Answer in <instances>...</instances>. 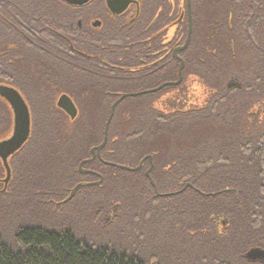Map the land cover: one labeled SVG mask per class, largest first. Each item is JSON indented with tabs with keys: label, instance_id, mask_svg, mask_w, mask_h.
<instances>
[{
	"label": "trees",
	"instance_id": "obj_1",
	"mask_svg": "<svg viewBox=\"0 0 264 264\" xmlns=\"http://www.w3.org/2000/svg\"><path fill=\"white\" fill-rule=\"evenodd\" d=\"M138 1L131 17L86 31L80 11L59 17L39 0H0V86L20 93L31 119L9 171L0 161V264H264L245 259L264 250V0H191L182 84L125 99L102 162L78 168L120 95L178 80L172 49L186 40L187 12L180 0ZM190 78L207 92L202 107L156 108ZM61 95L76 119L56 107ZM12 126L0 98V140ZM147 156L158 192L175 195H156L149 162L134 173L105 164L136 168ZM112 203L122 215L100 228Z\"/></svg>",
	"mask_w": 264,
	"mask_h": 264
},
{
	"label": "water",
	"instance_id": "obj_2",
	"mask_svg": "<svg viewBox=\"0 0 264 264\" xmlns=\"http://www.w3.org/2000/svg\"><path fill=\"white\" fill-rule=\"evenodd\" d=\"M62 1L67 3L70 6L79 7V6H83V5L87 4L91 0H62ZM135 3L136 2L133 0H107L106 6L112 15L120 16L123 13H125L132 4H135ZM186 5H187V19H188L187 37H186L185 43L182 46L176 47L173 50V58L179 62V68H178V73H177L178 80L176 82L164 83L155 89L145 90V91H141V92H137V93H127V94L120 95L119 98L116 101H114V103L111 105L110 113H109V116H108V119L106 121L105 128H104L103 141L100 145L91 149V155H92L91 159L82 161L80 163L79 170L81 173L86 172L82 169L85 164L93 162L95 160V158H98L101 160V151L107 144L109 127H110V124H111L112 119L114 117L116 108L119 104H121L125 99H128V98H134V97H140V96L155 94V93L160 92L161 90H163L166 87H171V86L177 87V86H180L182 84V82H183V70L185 67V63H184L183 59L179 56V53L185 51L187 49V47L189 46V43L191 41L192 31H193L191 0H186ZM1 91H2V88H0V94L2 95ZM5 95H6V99L11 104V106L14 110V113H15V120H14L15 126H14L13 136L8 140L0 142V159L5 163V165L8 169V165H7L8 158L10 156H12L13 154H15L17 151H19L28 142V140L30 138L31 120H30V114H29L28 107L25 104L22 96L20 95V93L17 90L12 89V88H7ZM57 107L60 110H62L71 120L76 119V117L78 115V110H77L74 102L67 95L60 96V98L58 99V102H57ZM146 162H149L151 167L149 170L146 171L145 175L149 179L150 184L153 187V189L155 190L156 195L159 197H167V196L175 195V193L171 194V195L159 194L158 189L156 187V184L150 176V173L153 169V157L152 156H147V157L143 158L136 168L118 166V165H114V164H110V163H105V164L108 166H113V167L119 168L121 170L130 172V173H134V172L140 171L142 169L144 163H146ZM8 171H9V169H8ZM98 184H100V182L97 183V185ZM85 185L86 184H81L78 187H76V189L73 191V194L76 192V190L80 186H85ZM90 185H92V184H90ZM189 187H191V185H189V184L186 185L184 190H186ZM245 259L250 261V262H262V263H264V250L258 249V248L251 249L246 253Z\"/></svg>",
	"mask_w": 264,
	"mask_h": 264
},
{
	"label": "rangeland",
	"instance_id": "obj_3",
	"mask_svg": "<svg viewBox=\"0 0 264 264\" xmlns=\"http://www.w3.org/2000/svg\"><path fill=\"white\" fill-rule=\"evenodd\" d=\"M39 2H41V4H43L50 12H52L53 14H55L56 16H59V17L60 16H62V17L67 16V15L76 13L77 11H80L81 17H94L93 14L96 11V8H93V10L88 11L86 9L87 7H85V8L73 7V6H70L67 3L63 2L62 0H39ZM170 2H172V0H170ZM180 2H181V4H180L181 16L184 15V17H185L184 13H185V11L187 12V5L185 7V4H186L185 0H180ZM131 13L133 15L134 11L132 10ZM95 17H111V16L110 15L106 16L105 12L103 11L102 14L98 13V16H95ZM176 34H177V28H175V27L170 28L168 33H167V42H170L171 40H173L175 38ZM177 47H179V46L177 45ZM175 48H176V46L172 49V54H173V50ZM174 94L175 93H172V94L166 95L164 98H162L157 103L156 108H158L161 112H163V111H166V109H170V108L173 109L174 106L176 107L178 105L180 107H186V108L187 107H202L205 103L206 98H207L206 90L203 88V86L198 81L194 80L193 78H190L188 80V82L184 86V91L178 97H175ZM56 102H57V100H56ZM56 102H55V105H56ZM78 168H79V166H78ZM14 180L15 179L13 178V181ZM49 196H51V195H49ZM52 205L56 209L59 207H64V204L62 205L60 203H58V205L57 204H52ZM99 210H102V209L100 207L99 208L96 207V211H95L96 215H97V212H100ZM31 212H32V214H38V213L30 210L29 213L31 214ZM100 214H101V212H100ZM121 215H122L121 205L118 203H112V204H110L109 208L106 211H104V213L99 217L100 219L98 221V225L100 228H109L112 221L114 219L119 218ZM216 222L218 224L217 232L221 234V231L226 226L225 225L226 222H224L222 217H219ZM223 223H224V225H223ZM208 232H210V231H208Z\"/></svg>",
	"mask_w": 264,
	"mask_h": 264
},
{
	"label": "flooded vegetation",
	"instance_id": "obj_4",
	"mask_svg": "<svg viewBox=\"0 0 264 264\" xmlns=\"http://www.w3.org/2000/svg\"><path fill=\"white\" fill-rule=\"evenodd\" d=\"M106 1L107 0H91L90 2H88L87 4H85V5H83V6H79L78 8H85V7H89V6H92V4H96V3H98V4H102V6L104 7V12H105V14H106V16L107 15H110L111 17H95V16H98V11L96 10L95 12H94V17H79V20H78V25H79V27H83L86 31H100L106 24H107V22H108V20L109 19H112V18H116V17H121V16H126V15H128V16H132V13H131V11L133 10L134 12H138L139 11V8H140V3H139V1L138 0H133V1H135L136 3L135 4H132L129 8H128V10L125 12V13H123L122 15H120V16H114V15H112L110 12H109V10H108V8H107V6H106ZM102 14V13H101ZM184 17V16H183ZM0 88H2V95L0 94V98L2 99V101L10 108V110H11V114H12V123H13V126H12V130H11V133H10V135L8 136V137H6V138H4V139H2V140H0V142H3V141H5V140H8V139H10L12 136H13V134H14V126H15V124H14V120H15V113H14V110H13V108H12V106H11V104L9 103V101L6 99V95H5V92H6V89L8 88V87H6V86H0ZM4 91V92H3ZM62 96V95H61ZM23 98V97H22ZM60 98V97H59ZM58 98V99H59ZM58 99H57V102H58ZM24 100V99H23ZM24 102H25V100H24ZM57 102H56V107H57ZM25 104L27 105V107H28V110H29V114H30V108H29V106H28V104L25 102ZM58 108V107H57ZM59 109V108H58ZM60 110V109H59ZM78 110V109H77ZM60 111H62V110H60ZM63 112V111H62ZM64 113V112H63ZM31 120V119H30ZM24 147V146H23ZM22 147V148H23ZM21 148V149H22ZM21 149L19 150V151H17L15 154H13L12 156H10L9 158H8V160H7V165H9L10 164V162H11V159L17 154V153H19L20 151H21ZM95 160H98V161H101L102 162V159L100 160V159H98V158H95ZM0 161L2 162V164H4L5 165V163L0 159ZM98 179V178H97Z\"/></svg>",
	"mask_w": 264,
	"mask_h": 264
}]
</instances>
